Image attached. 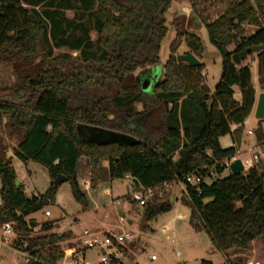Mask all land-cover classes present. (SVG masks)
<instances>
[{
  "label": "trees",
  "instance_id": "obj_1",
  "mask_svg": "<svg viewBox=\"0 0 264 264\" xmlns=\"http://www.w3.org/2000/svg\"><path fill=\"white\" fill-rule=\"evenodd\" d=\"M172 1L0 0V64H13L16 75V82L0 87V221L18 233L14 245L37 259L28 264H57L73 234L54 232V221L39 223L38 231L30 226L27 217L54 204L58 187L52 183L44 194L28 196L17 185L10 149L21 161L46 166L53 180L66 176L79 200L85 197L78 179L82 157L90 161L92 187L130 176L136 189L163 191V198L142 207V229L172 210L165 183L200 175L205 181L187 184L183 201L192 225L205 229L229 262V251L246 254L252 241L264 237V164L240 174L229 169L223 177L224 161L238 152L257 96L252 64L236 65L233 54L262 46L250 57L264 91V0H186L222 56L221 77L211 90L204 63H178L183 43L196 57L204 55L196 34L179 31L163 79L146 91L143 79L160 63ZM246 25L255 30L247 33ZM263 121L253 132L262 146ZM80 123L125 132L140 143L86 141ZM228 136L236 144L224 145Z\"/></svg>",
  "mask_w": 264,
  "mask_h": 264
},
{
  "label": "rangeland",
  "instance_id": "obj_2",
  "mask_svg": "<svg viewBox=\"0 0 264 264\" xmlns=\"http://www.w3.org/2000/svg\"><path fill=\"white\" fill-rule=\"evenodd\" d=\"M72 16V12H68ZM192 9L186 0H173L171 6L165 13L168 33L161 44L160 63L152 68V76H145L154 83L163 79V66L171 54V44L179 31H187L196 34L202 41L204 47L203 58L206 73V83L211 90H214L222 74V56L219 50L211 43L207 28L204 24L198 23L191 17ZM247 33L255 30L254 27L246 25ZM96 35L93 32L92 37ZM235 45L230 46L233 50ZM68 52L67 49H56L55 54ZM189 48L183 43L177 51L184 54ZM76 57V53L73 54ZM244 63L252 64V82L258 84L257 64L249 57ZM15 66L0 64V87L9 86L16 82ZM146 79V80H147ZM240 95L237 94V98ZM142 109V105H138ZM258 126V120L254 115L250 117L249 128L254 130ZM264 127V121H263ZM246 129V128H245ZM250 136L244 130L243 139ZM255 140V136H250ZM15 145V143H14ZM7 156L12 158L13 167L17 174L24 192L28 196L44 194L55 180L50 176L49 171L43 164L29 160L21 161L10 149ZM244 158L245 156H241ZM264 164V162H262ZM107 166V162L103 163ZM229 170L223 173L227 176ZM78 179L85 197L77 199L73 193L70 181H63L58 186L56 201L54 204L37 211L27 217L28 221L35 220L38 223L54 221L56 223L54 232H72L73 238L65 243L66 253L69 248L78 244V234L84 229H89L98 234L132 232L136 236L133 244L125 245L121 261L123 264H202L209 261L213 264H249L256 260L264 264V237L259 238L246 254L229 251L228 261L223 252L218 250L205 229H196L191 223V208L184 203L187 198L179 182L171 184L167 188L169 198L172 199L173 208L171 211L159 215L146 229H142L141 214L138 202L134 201L133 179L126 176L123 179L106 180L92 187L90 182V161L82 157L78 165ZM2 182L0 179V189ZM109 189V192H106ZM135 190H137L135 188ZM0 196V205H1ZM49 209L52 216L44 215ZM178 215H185V218H178ZM70 222H73L70 225ZM167 226V231L163 227ZM38 230V229H36ZM35 230V231H36ZM5 261L0 264H15L12 254L8 251L2 252ZM156 255V260L151 256ZM86 260L91 264L100 263V254L97 250L86 252ZM83 264V260L81 262Z\"/></svg>",
  "mask_w": 264,
  "mask_h": 264
},
{
  "label": "built area",
  "instance_id": "obj_3",
  "mask_svg": "<svg viewBox=\"0 0 264 264\" xmlns=\"http://www.w3.org/2000/svg\"><path fill=\"white\" fill-rule=\"evenodd\" d=\"M247 124V120L244 122ZM249 134H252V130H248ZM241 159L244 171L250 168L257 167L260 163L264 162V146H260L258 150H249V153L244 158L241 157L240 152L227 158L224 161L223 166L229 170L231 164L237 160ZM210 174L214 176V171L211 170ZM200 175L193 174L188 175L185 182H179L182 186L183 191L189 196L187 184L196 185L204 182ZM164 187H169L168 183L164 184ZM133 189L134 201L138 202L140 207H143L150 199L158 196L160 198L164 197V192L156 190L155 188L140 187V189L135 190L134 185H131ZM44 215L50 217L52 215L49 209H46ZM185 215H178V218H185ZM73 222H70L72 224ZM39 227H36L35 230ZM167 226L163 227L164 231H167ZM36 230V231H38ZM18 238V233L14 230L13 225L10 222L0 221V262L5 261L3 256V251H8L12 254L15 264H28L30 261H37L29 252L14 245L15 240ZM136 236L129 231L122 233H104L98 234L89 229H84L81 231L78 244L69 248V250L64 253L62 259L58 261L57 264H91L90 261L86 260V252L89 250H97L100 254L99 264H113L114 261L121 260L123 255L122 246L131 244L136 241ZM157 256L152 255L151 260H156ZM250 264H261L260 261H251Z\"/></svg>",
  "mask_w": 264,
  "mask_h": 264
},
{
  "label": "water",
  "instance_id": "obj_4",
  "mask_svg": "<svg viewBox=\"0 0 264 264\" xmlns=\"http://www.w3.org/2000/svg\"><path fill=\"white\" fill-rule=\"evenodd\" d=\"M262 49V46H251L243 49L242 51L233 54V61L236 65L240 66L244 61L248 60L251 54L257 53ZM177 61L178 63H186L191 66H199L201 64V60L196 57L193 53H178L177 54ZM143 81V89L148 91L150 90V85L152 84V80ZM255 118L259 120H264V91L260 92L258 95L255 111H254ZM79 136L90 142H95L100 145H108L113 143H118L124 146H133L140 143V140L135 136L118 131L109 129L102 126L87 124V123H80L78 125ZM230 170L233 174H240L244 172V166L241 159L235 160L230 167ZM67 180V177L64 175H59L55 181L54 185L58 187L60 183ZM20 182L17 181V185ZM38 222L35 220L30 221V226L32 228L38 227ZM138 264V263H136Z\"/></svg>",
  "mask_w": 264,
  "mask_h": 264
},
{
  "label": "crops",
  "instance_id": "obj_5",
  "mask_svg": "<svg viewBox=\"0 0 264 264\" xmlns=\"http://www.w3.org/2000/svg\"><path fill=\"white\" fill-rule=\"evenodd\" d=\"M254 64H256V62H254ZM206 74V73H205ZM255 87H256V90H257V96H256V103H257V99H258V95L260 92H262V90L260 89L259 85L257 84H254ZM238 99H240V96L238 97ZM255 107H256V104H255ZM254 111H255V108H254ZM254 111L251 115H254ZM251 117V116H250ZM250 117L247 119V124L245 125V130L247 132V134L249 135L248 133V130H252L254 132V129L253 128H249L248 125L250 124ZM254 135V133L250 134V136ZM250 136L246 137L245 139H241V142H240V145H238V152H240L241 156H247L248 153H249V150H258L260 146H262L260 143H258L255 140H253ZM223 143L224 145L226 146H232L234 144H236L234 142V138L232 136H228L226 138H224L223 140ZM106 192H109V189H106ZM139 210L142 211V207L139 206ZM52 216V215H51ZM71 225V224H70ZM108 233H111V232H108ZM79 234H78V239H79ZM259 239V238H258ZM258 239L252 241L250 243V247L251 245H253ZM253 261H256V260H253ZM251 262V261H250ZM249 262V264H250Z\"/></svg>",
  "mask_w": 264,
  "mask_h": 264
},
{
  "label": "flooded vegetation",
  "instance_id": "obj_6",
  "mask_svg": "<svg viewBox=\"0 0 264 264\" xmlns=\"http://www.w3.org/2000/svg\"><path fill=\"white\" fill-rule=\"evenodd\" d=\"M144 79H145V77H144ZM144 79H143V81H144Z\"/></svg>",
  "mask_w": 264,
  "mask_h": 264
}]
</instances>
